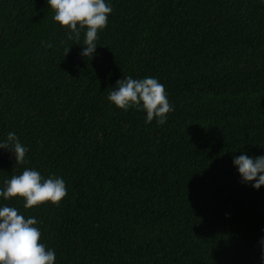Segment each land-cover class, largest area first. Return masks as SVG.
<instances>
[{
    "label": "trees",
    "instance_id": "obj_1",
    "mask_svg": "<svg viewBox=\"0 0 264 264\" xmlns=\"http://www.w3.org/2000/svg\"><path fill=\"white\" fill-rule=\"evenodd\" d=\"M105 2L88 58L47 0H0V142L28 149H0V189L25 169L67 188L0 207L38 221L55 264H264V185L233 163L264 155V0ZM128 76L164 85V124L108 100Z\"/></svg>",
    "mask_w": 264,
    "mask_h": 264
},
{
    "label": "clouds",
    "instance_id": "obj_2",
    "mask_svg": "<svg viewBox=\"0 0 264 264\" xmlns=\"http://www.w3.org/2000/svg\"><path fill=\"white\" fill-rule=\"evenodd\" d=\"M47 3L54 10V21L70 30L69 39L78 42L81 29H86V47L81 56L92 58L97 49L98 31L107 27L112 8L105 0H47ZM108 100L125 111L129 107L140 109L142 106L147 114L146 123L156 119L162 125L167 120V114L174 111L164 85L155 78L133 79L128 76L118 80ZM0 149L12 151L16 164L25 163L28 149L22 146L15 133H8L7 139L0 142ZM233 163L238 166L243 182L254 181V189L264 185V155L251 158L242 154L234 157ZM66 196L67 188L62 178L45 179L32 169H25L22 174L12 176L5 181V188L0 189V197L5 200L22 198L25 209L45 203L58 206ZM37 224L34 217L26 219L14 207H0V264H55V251L47 249L40 242L41 232ZM260 243L264 245V238ZM261 260L264 262V249Z\"/></svg>",
    "mask_w": 264,
    "mask_h": 264
}]
</instances>
